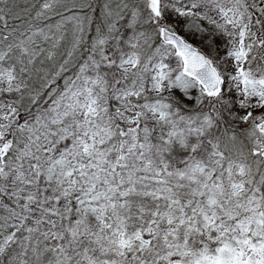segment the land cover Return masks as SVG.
<instances>
[{"label": "trees", "instance_id": "1", "mask_svg": "<svg viewBox=\"0 0 264 264\" xmlns=\"http://www.w3.org/2000/svg\"><path fill=\"white\" fill-rule=\"evenodd\" d=\"M56 2V12L63 11L66 4H61L66 2ZM2 3L0 67L6 64L25 82L20 92L0 95V264L10 257L13 264H172L188 262L200 251L215 252L236 235L249 244L258 241L257 234L264 230L253 228L263 213L264 166L261 160L251 159L256 138L248 130L250 126L210 129L187 141L173 130L157 138L140 115L138 126L131 128L123 116L126 104L116 102L112 88L119 67L104 57L105 63L100 61L95 73L110 88L102 113L106 140L99 138V144L88 149L81 141L82 122L69 88L80 82L78 76L89 55L94 57L103 46L111 49L101 44L106 33L96 43L91 38L104 21L111 22L112 15L107 17L102 10L111 8L117 0L89 14L92 20L88 25H82L85 14L77 8L67 17L56 12L54 16L49 8L43 15L37 13L39 21L36 17L31 21V25L40 22V28L31 29L30 24L18 21V16L4 14ZM30 3L33 14L38 3ZM142 13L135 32L151 29L153 38L145 46L150 49L159 35L151 9L146 7ZM72 14H77L72 34L88 29L89 36L81 39L80 45L77 39L69 44L72 57L57 59L50 54L46 39L56 31H44L47 24L51 30L68 23ZM112 22L118 34L114 40L119 42L124 33L136 27H122L114 19ZM57 35L68 39L66 26L58 29ZM83 57V65H78ZM142 65L140 59L135 70L125 72V80L134 79ZM104 66L108 68L102 71ZM207 99L214 98L203 95L201 109ZM134 106L142 109L143 103ZM130 130L136 133L134 142L128 140ZM227 138L232 142L226 145ZM67 153L70 159L63 176L67 174L69 185L62 188L57 163ZM119 158L130 165L123 189L118 175L122 165L114 168L112 164ZM243 161L250 164L249 170L237 175L234 169ZM95 168L101 176L94 174ZM111 173L117 184L105 176ZM239 177L244 185L235 193L230 180ZM88 199L96 201L97 211L82 212L81 203ZM123 231L133 233L132 241L127 240L125 245L115 237ZM15 249L18 256L12 255Z\"/></svg>", "mask_w": 264, "mask_h": 264}, {"label": "rangeland", "instance_id": "2", "mask_svg": "<svg viewBox=\"0 0 264 264\" xmlns=\"http://www.w3.org/2000/svg\"><path fill=\"white\" fill-rule=\"evenodd\" d=\"M0 1L3 2L4 12L11 17L21 16L18 9L23 7L24 3L31 5V0ZM34 1L38 3L36 8L38 7L39 10L32 9L34 10L32 14L28 9L24 13L27 17L31 15V21L34 17L39 21L37 13L43 15L47 9L54 8L53 6L57 3V0H47L46 5L49 6L42 7L39 0ZM115 5L118 6V10L107 6L103 8L104 15L106 13L107 17H111L119 13L117 16L120 26L127 25L126 27L131 29V26L134 27L138 23V17L143 15L144 8L149 7L151 16L155 19L152 20L156 22V28L162 24L174 32H179L187 42L203 50L221 72L224 85L220 95L214 99H207L208 101L201 109L199 103L205 94L201 92L203 90L200 84L182 72L183 62L171 44H164L158 37L150 49H145V46L150 44L148 39L153 38V32L147 27L149 30L142 31L145 35L140 36L142 32L137 34L136 26L129 33H124L120 42L113 39L112 43H108L111 49H104L103 46L94 53V57L90 55L86 57L84 68L78 76L81 79L80 82L78 83V80L70 85V99L77 104L79 119L82 122L81 141L87 149L99 144L97 143L99 138L101 141L106 140L102 113L107 105L104 99L105 93L110 92V88L103 77L95 73L98 69L97 64L102 60L105 63L103 53L107 55L109 60L106 59L107 62H117L119 67V74L115 76L112 88L113 93H116V102L126 104L123 116L129 121L131 128L138 126L141 121L139 117L142 116L145 123L151 125V130L157 138L161 139L163 134L173 130L180 135L181 140L187 141L196 139L210 129L219 131L225 128L224 131H226V129L250 126L248 130L251 129L252 134H255L257 138L253 140L252 146L256 150H264V130L260 129V124L264 120V0H158L154 8L151 7L150 0L148 2L147 0H123V3L117 0ZM67 10L69 8L64 6L62 12ZM76 17L77 14L70 15L67 18L68 23L61 26L58 24L51 30L50 25L47 24L45 34L54 31L56 33L54 36H47L46 39L50 43L57 39L63 43L65 39L59 37L57 33L58 29L64 26L69 36H73L72 21ZM35 26L40 28V22H37ZM146 53V59H143L142 56ZM113 55L115 58L112 59ZM70 57L72 55L69 51L66 59ZM140 59L143 65L137 71L135 78L126 81L125 72L135 70ZM106 68L108 66H104L102 71ZM18 77L16 70L0 67V95L14 92V89L20 92L17 89L20 84ZM141 102L142 109L134 108V104L140 106ZM130 131L128 140L134 142L136 133ZM224 142L227 145L232 141L227 138ZM69 159L70 155L67 153L63 160L57 163V167L61 168L58 173L60 178L58 184L62 188L69 185L67 174L63 176L64 166ZM112 164L114 168L118 164L122 165L118 175L121 189H123L124 180L126 181V177L129 176L127 171L130 165L120 158ZM249 166V163L243 161L234 170L237 175L245 174ZM93 171L95 175L101 176L96 168ZM111 175L105 176L117 184L115 175L112 173ZM230 181L235 193H238L244 185L240 177L232 178ZM92 182L93 178L89 180V184ZM81 210L82 212L97 211L96 201L88 199L82 202ZM82 219H85V216ZM209 220L210 218L206 219V222L208 223ZM254 224L253 231H259L262 228L264 230V207L263 213ZM132 235L133 233L123 231L120 234L121 237H115L120 241L119 244L125 245L127 240L132 241ZM257 235L259 239L253 244L244 242L241 235H236L233 240L220 244L215 252L209 254L206 251H200L188 262L178 261L172 264H264V232ZM12 255L18 256L16 249ZM3 264H13V260L10 257ZM102 264L126 263L105 262Z\"/></svg>", "mask_w": 264, "mask_h": 264}, {"label": "bare ground", "instance_id": "3", "mask_svg": "<svg viewBox=\"0 0 264 264\" xmlns=\"http://www.w3.org/2000/svg\"><path fill=\"white\" fill-rule=\"evenodd\" d=\"M46 1L47 0H39V3H40V5L42 7H45V6L48 7L49 5H46ZM62 1L66 2V3L61 4V6H63L64 4H66V7H68L69 10L64 11V12H62V11L56 12V10H58V7L55 9V5H54L53 6L54 8H50V13H53L54 16L58 15L60 17H67V15H69L73 9H76L77 8V11L79 10L80 13H81V15H84L85 14L84 17H83V19H82V21H81L82 25H88L90 23V21L92 20L91 17L89 16V14H93V13L99 12L100 9H101V7L110 4L113 0H94L95 2L92 1V0H89V1H84V0H62ZM79 1L82 2V5L79 4ZM147 2H148V0H147ZM24 4L25 5H23V7H21L20 9H18V13H20V15H21L20 17L18 16L19 17L18 18V21H20V22L25 21L26 22V25L27 24H30V26L28 27V29H31V28L35 27V25L32 24L33 25L32 26L31 25V20H30L31 17H27L24 14L25 11H27L30 8L31 5L30 4H26V3H24ZM34 6L36 7L37 5L34 4ZM90 6H91V8L89 9ZM111 8L118 10V6L117 5H112ZM87 9H89V11L87 13L84 12ZM130 10H131V12L133 11L132 8H130ZM1 11L4 12V6H2V10ZM54 12H56V15H55ZM4 14H5V12H4ZM117 15H119V13H117ZM117 15L116 16L112 15V17H113L112 19H114V22H117V24H119V20H118V16ZM13 16H17V15H13ZM112 19H111V22L104 21L101 24L100 28H98V29L95 30V32H94L95 34L91 38V39L94 40V43H96L97 40L101 39V37L105 33H106L105 36L102 38V41H103L102 44L103 45L104 44H108V43H112V40L115 39V38H117L118 34L116 32V25L115 26L113 25ZM102 20H104V18ZM87 30L88 29H79V31L75 35L69 36L68 39H65L61 45H59V43H60V40L59 39H57V41L51 42L50 43V46H51L50 54L52 55V57H55L57 59H62L63 58V60L66 59L67 56H68V54H69V51H70L68 49L69 44H74L76 42V39H77L78 45H80L81 42H79V41L81 39H86L89 36ZM168 30H170V29H168ZM174 33H176L183 40H185L183 38V36L179 32H174ZM10 42L13 43V39H11ZM17 42H19L18 39L16 40L15 43L18 44ZM92 48H93L92 51H95L93 45H92ZM86 49L89 50V47L86 48ZM101 49H102V47H101ZM82 51H86V50L84 49ZM103 55L107 58V55L106 54H103ZM84 56H87V55H84ZM84 60H85V57H83L80 60V62H79L78 65H80V64L83 65ZM107 60H108V58H107ZM42 67H43L42 65H37L36 68H40L41 69ZM5 68L7 69L9 67L5 64ZM17 79L20 82L19 87L17 89H19V91H20L23 88V84H24L25 81L23 80V78L20 75H19V77ZM14 91H16V90L14 89ZM260 160H261V162H263V159H260Z\"/></svg>", "mask_w": 264, "mask_h": 264}, {"label": "water", "instance_id": "4", "mask_svg": "<svg viewBox=\"0 0 264 264\" xmlns=\"http://www.w3.org/2000/svg\"><path fill=\"white\" fill-rule=\"evenodd\" d=\"M158 0H150L154 8ZM161 39L165 43L173 44L176 52L180 54L183 62V72L193 77L204 91L210 96L217 94L222 86V77L211 61L190 43L183 40L171 30L162 28Z\"/></svg>", "mask_w": 264, "mask_h": 264}, {"label": "flooded vegetation", "instance_id": "5", "mask_svg": "<svg viewBox=\"0 0 264 264\" xmlns=\"http://www.w3.org/2000/svg\"><path fill=\"white\" fill-rule=\"evenodd\" d=\"M260 126L264 129V120L261 122Z\"/></svg>", "mask_w": 264, "mask_h": 264}]
</instances>
